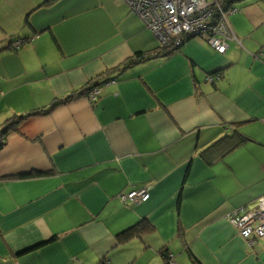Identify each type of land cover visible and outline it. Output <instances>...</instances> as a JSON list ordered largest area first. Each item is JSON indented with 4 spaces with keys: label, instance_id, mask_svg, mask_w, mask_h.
<instances>
[{
    "label": "crops",
    "instance_id": "1",
    "mask_svg": "<svg viewBox=\"0 0 264 264\" xmlns=\"http://www.w3.org/2000/svg\"><path fill=\"white\" fill-rule=\"evenodd\" d=\"M50 1L0 0V131L28 117L0 148V264H264L228 219L264 196V0L232 1L224 55L192 38L126 70L161 47L124 0Z\"/></svg>",
    "mask_w": 264,
    "mask_h": 264
},
{
    "label": "built area",
    "instance_id": "2",
    "mask_svg": "<svg viewBox=\"0 0 264 264\" xmlns=\"http://www.w3.org/2000/svg\"><path fill=\"white\" fill-rule=\"evenodd\" d=\"M132 12L138 14L147 29L157 38L161 49L174 50L191 38L207 42L217 53L224 55L229 42L239 40L234 34L230 16L237 10L232 0H124ZM21 42L14 48L20 49ZM215 79L209 78L213 82ZM219 80V77L217 78ZM102 95V88H95L88 99L96 103ZM150 187L121 194L119 200L127 204L145 202ZM238 233L248 241L264 239V196L253 209H242L228 216ZM174 264V262H171Z\"/></svg>",
    "mask_w": 264,
    "mask_h": 264
},
{
    "label": "trees",
    "instance_id": "3",
    "mask_svg": "<svg viewBox=\"0 0 264 264\" xmlns=\"http://www.w3.org/2000/svg\"><path fill=\"white\" fill-rule=\"evenodd\" d=\"M53 1H55V0H52V1L48 2V3H51ZM19 40L20 39H15L14 40V42L12 44L13 48H14L15 43L18 42ZM15 50H17V49H15ZM177 50H179V48L178 49H174V50H168V51L166 49L159 48L158 50L151 51L149 53H143V52L137 53L133 58H131L130 60H128L124 64L123 69L126 70V69H129V68H132V67H134V66H136V65H138V64H140L142 62L149 61V60H152V59L161 58V57L162 58L169 57L171 54H173ZM213 82H215V80ZM97 87H100V85L90 84L88 87H86L82 91L80 96L83 97V98H86L87 100H89L88 99L89 94ZM27 118L28 117H26V116H22V117H19L17 119H12V120L8 121L6 127H4L2 129V131H0V148H2L3 145H4L5 136L10 131L17 130V127L24 120H26ZM248 141H250V138L248 136H246L245 134H243L239 130L238 131H234L233 133L228 134V135L224 136L223 138L213 142L210 145V147L207 148V150H205L203 152V158L205 159V161L209 165H213V164H215V163H217L219 161L224 160L230 153H232L235 150L239 149L240 147L244 146ZM147 228H148L147 225H143V223H140V224L136 225L135 227L126 230L124 233H122L120 235V238L128 240L135 233L137 235L140 232L145 231ZM42 246H43V244L41 246L37 245L35 247H32L31 249L26 250L25 252L26 253L32 252V251L37 250L38 248H40ZM168 257H169V255H167V258Z\"/></svg>",
    "mask_w": 264,
    "mask_h": 264
},
{
    "label": "water",
    "instance_id": "4",
    "mask_svg": "<svg viewBox=\"0 0 264 264\" xmlns=\"http://www.w3.org/2000/svg\"><path fill=\"white\" fill-rule=\"evenodd\" d=\"M211 77V75H209V77L208 78H210Z\"/></svg>",
    "mask_w": 264,
    "mask_h": 264
}]
</instances>
